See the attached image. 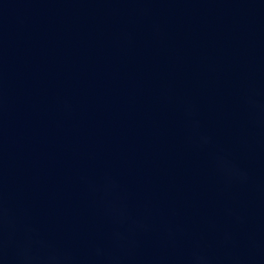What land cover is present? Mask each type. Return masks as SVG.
<instances>
[{"label":"water","instance_id":"1","mask_svg":"<svg viewBox=\"0 0 264 264\" xmlns=\"http://www.w3.org/2000/svg\"><path fill=\"white\" fill-rule=\"evenodd\" d=\"M0 264H264V0H0Z\"/></svg>","mask_w":264,"mask_h":264}]
</instances>
